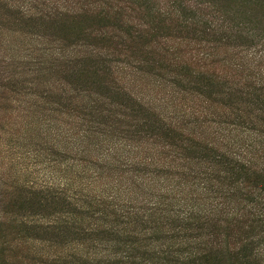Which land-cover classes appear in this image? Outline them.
<instances>
[{"label":"rangeland","instance_id":"rangeland-1","mask_svg":"<svg viewBox=\"0 0 264 264\" xmlns=\"http://www.w3.org/2000/svg\"><path fill=\"white\" fill-rule=\"evenodd\" d=\"M89 1H97L88 10L90 16L93 9L101 6L105 12L108 5L117 12L115 15L111 11L110 18L97 23L110 37L108 62L106 58H100L99 62L85 54L86 42L96 41L90 37L92 34L82 33L83 28L96 23L94 19L90 23L85 21L88 18L86 12L83 14L91 5L84 7L78 5L81 2L71 1L78 13L66 14L63 9V18L57 21L47 16L41 1L0 0V249L5 250L4 262L9 264H122L120 253L106 260L112 254L110 248L117 252L124 247L117 243L115 235L106 234V222L93 220L103 218L106 210L110 211L106 205L113 201L106 196L117 192L112 196H117L119 201L113 203L123 205L120 213L126 216L137 207L133 201H140L144 184L152 181L168 186L182 182L176 185L184 186L183 179L178 178L184 177L188 168L169 167V151L165 147L160 151L162 156L167 155V165H161L160 159L152 160V164L146 161L143 165L146 167L132 166L130 162L109 166L106 162L114 156L129 157L131 153L126 151L136 150L140 137L147 142L141 140L144 146L150 145L148 138L157 141L163 135L171 138L173 118H169L173 111L187 106L189 114L193 110L199 120L204 119L202 138L217 128L220 133L232 136L264 134V38L255 44L247 33L256 21L250 20L245 27L241 25L243 29L239 33L209 31L206 34L200 25L164 19L162 12L157 13V7L151 8L152 2ZM256 14L260 20L264 18V7L257 8ZM70 25L79 27L75 28L76 32H70L67 31ZM254 25L263 27L264 31V20ZM131 26L132 30L128 29ZM142 30L158 42L147 45L146 49L160 45L166 53L161 56L155 50V55L136 54L140 49L136 47L138 44L131 43L124 34L135 35ZM113 35L128 42L111 38ZM57 48L64 49L62 53L67 56L66 60L58 61L61 65L51 63V49ZM130 56L152 62L134 63ZM33 68L41 70L31 73ZM64 68H147V72L121 74L116 82L118 88L112 87L110 93L102 92L108 102L117 101L123 108L99 103L92 113L93 122H89L74 117L76 104L72 99L76 86H89L94 79L88 75L80 79L75 76L77 69L71 73L69 69L62 71ZM156 68H199L207 75L195 74V80H208L206 76H212L209 78L217 80L220 87L208 91L201 84L205 80L200 83L192 80L202 88L196 90L197 86L188 84L194 89L187 86L193 91L188 93L182 84L191 79L179 76L180 69L161 80L157 74L169 72ZM237 68H251L261 77L246 79L239 86ZM70 78L73 84L68 86L66 80ZM102 92L92 97L96 100ZM206 97L210 102L205 105ZM100 108L106 112L97 120ZM115 119L120 123L114 124ZM178 134L184 140L187 138L182 129L176 130L175 135ZM189 134L194 142L200 139L198 133ZM78 142L86 152L75 151ZM198 143L210 147L206 141ZM177 156L189 157V150ZM138 184L140 189L134 187ZM90 200L94 201L88 208ZM69 202L72 206L66 205ZM87 209L91 214H87ZM75 211L79 212L77 223L46 229L55 218L76 216ZM93 223L99 227L93 228ZM199 232L192 230L187 235L195 236ZM106 241L114 247L106 248ZM137 253L141 256L142 250Z\"/></svg>","mask_w":264,"mask_h":264},{"label":"trees","instance_id":"trees-1","mask_svg":"<svg viewBox=\"0 0 264 264\" xmlns=\"http://www.w3.org/2000/svg\"><path fill=\"white\" fill-rule=\"evenodd\" d=\"M38 1H41L40 6L48 12L47 16L56 18L57 21L63 18V9L66 14L78 13L75 9L76 4L70 5L71 1L81 2V0H32L33 3ZM143 1L152 2L151 8L157 7V13L162 12L164 19H175V21L180 20L181 22L200 25L206 34L209 31L219 34H231L232 31L239 33L243 29L241 25L245 27L246 23H251L250 20L256 21L248 27L249 39L251 42L255 41L256 44L257 41H263L264 38L263 27L254 25L264 20V18L260 20L256 14L257 8L264 7V0ZM96 2L90 3V1L84 0L78 4H82L84 7L91 5L86 8V11H83V14L86 12L85 16L88 18L85 21L89 20V23L93 19L96 21L95 25L91 24L88 28H83V34L86 33L87 36L92 34L90 37L96 40L86 42L85 54L94 60L98 59L99 62L100 58H106L108 62L110 60V55L107 53L109 52L110 37L107 31L105 35L104 29L98 26L97 23L103 21L105 17L106 19L110 18L111 11L115 15H117V12L114 11L113 6L108 5L106 7L108 11L106 12L102 10L101 6L98 9H93L94 11L90 16L88 10L93 8ZM115 10L119 9L116 8ZM78 27L76 25L67 26V31H75V28ZM132 28L131 26L128 29L132 30ZM142 31V33L135 35L124 34L131 43L136 42L138 44L136 47L140 49L136 54L140 57L146 54L155 55V50L159 55L166 53L160 45L152 50L151 48L146 49L147 45L158 42H156V37L153 40L151 39L152 35L148 31ZM106 37L109 38L108 41ZM111 38H120L122 41L128 42V39H122L119 35H113ZM233 38L238 37L233 36ZM105 39L106 45L104 43ZM63 50L51 49V63L61 65L58 61L67 59V56L62 53ZM129 58L134 63L138 60V64L142 65L152 62V59H137L132 56ZM40 63L42 62L38 61V64ZM50 69L53 68H44L46 71H50ZM67 69L71 73H74V70L77 69L75 70L77 73L75 76L78 75L80 79L86 78L87 75L89 78L93 77L94 79L89 82V86H76L75 95L72 99L76 104L73 108L74 117L80 118L81 121L89 119V122H93L92 113L95 112L96 105H99V103L103 106L114 104L116 107L123 108L117 101L108 102L107 97H104L105 92H102L104 90L109 92L112 87L118 88L116 82L119 81L118 78L121 74L126 72L139 73L137 75H140L147 72V68H64L62 71L68 72ZM156 69L169 72L167 74H157L161 80L166 75H172L171 73L180 69L179 76L191 79L186 80L185 85L182 84L188 93L193 92L191 90L193 89L192 85L197 86L196 90L204 86V89H208V91L220 87L217 80L209 78L212 76H206L208 80L202 78L195 80V74H197L196 76L207 75L206 71H201L199 68ZM39 70L41 69L33 68L34 72L31 73H37ZM237 71L238 80L236 83H240L239 86L245 84L246 79L255 78V76L260 79L261 77L259 72L251 68H237ZM99 76L100 79L97 78ZM69 80L71 78L66 80L68 86L73 84ZM192 80L197 83L205 80V83H201L202 86L200 84L195 85ZM257 82L259 81L257 80ZM83 83L87 84L85 81ZM90 86L92 87L89 88ZM94 89L97 90L93 91ZM100 91L102 93L95 100V97L92 96ZM209 102L210 100L206 97L205 105ZM107 109H109V106ZM189 109L185 106L181 110L172 112L174 114L169 118L171 120L173 118V126L171 127L173 131H170L171 138L164 135L163 139H158V141L148 138L150 145L144 146L142 142L145 140L140 137L142 142L140 140L139 144H136V150L126 151V153H131L129 157L126 154L121 158L114 156L106 162L109 166L121 162H130L132 166H143L146 161L151 162L160 159L161 165H167L166 156L168 155L170 157L169 167L175 169L188 168L185 176L178 178L183 179L184 186L176 185L182 182L168 186L158 185V182L152 181L144 184L140 201H133L137 203V207H131L133 213H126V216L120 213L123 205L120 204L119 206V203H113L119 201L118 198L116 199L117 196H112L117 192H111V196H106L113 201L106 205V209L109 208L110 211L106 210V215H102L103 218H94L93 220L106 222V234L115 235L117 243L122 244L124 247L117 249L115 246L117 252L110 248L112 254L107 255L106 260L114 258L117 255L116 253H120L119 262L122 264H264V134L232 136L229 133H220L219 128H217V131L213 134V130H211L209 136L204 134L205 137L202 138L200 132L204 119L199 120L193 110L189 114ZM103 112H106V110L101 108L100 111H97V120L104 117L105 114L101 115ZM189 116L193 118L192 124L189 122ZM117 123H120V120L115 119L114 124ZM187 124L191 125H189L190 128L187 127ZM177 129L186 131L187 138L185 140L180 137L181 134L175 135ZM88 132H92V130L88 129ZM189 133H198L197 136L200 138L198 142L206 141L210 147L207 148L206 145L202 147L198 142H194L193 138L189 137ZM211 135H213L212 138ZM120 140L122 139L120 138ZM154 146L158 148H152ZM163 147L169 151L166 156H162L160 151V148ZM83 148L81 142H78L75 151L79 153L86 152ZM185 150H189V157L177 156L178 153ZM165 169H167V166H165ZM139 186L138 184L137 187H134L140 189ZM115 190L120 191L119 189ZM93 201L90 200L91 203L88 208L91 207ZM66 205L72 206L70 202ZM77 214L79 212H76V216L68 219L55 218L47 225L46 229H58V226L75 224L80 221L76 218ZM87 214H91L88 209ZM124 226H127V228H124ZM92 227L98 228L99 226L93 223ZM192 230H199L200 232L195 236L187 235ZM106 243V248L114 247L110 241H106ZM138 250H142L141 256H137ZM4 253L5 250L0 249V264H9L4 262L7 259Z\"/></svg>","mask_w":264,"mask_h":264}]
</instances>
